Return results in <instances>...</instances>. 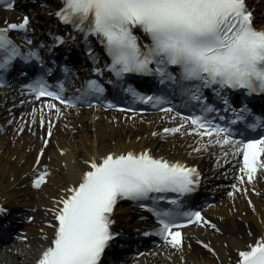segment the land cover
<instances>
[{
	"label": "snow or ice",
	"instance_id": "6c2138e0",
	"mask_svg": "<svg viewBox=\"0 0 264 264\" xmlns=\"http://www.w3.org/2000/svg\"><path fill=\"white\" fill-rule=\"evenodd\" d=\"M63 5L58 13L61 21L73 24L86 35L98 36L112 58L110 70L117 76L132 72L150 75L153 69L149 65L155 64L156 74L175 82L167 66L177 65L183 81L198 82L189 90L193 100H202V87L213 86L217 95L225 88L244 90L250 95L264 94V31L253 26L252 13L245 0H63ZM85 22H88L86 28ZM28 25L29 19L25 17L22 24H12L9 28L26 32ZM136 28L152 41L151 46H146L147 51H142L138 44ZM8 31L0 29V69L21 55ZM30 55L38 59L36 53ZM31 90L37 98L47 96L69 107L75 106L58 92L50 91L42 79L37 80ZM88 91L102 93L103 89L95 81H89ZM129 91L137 95L133 89ZM140 99L154 100L153 97ZM223 103L227 105L228 100L224 99ZM164 110L172 111L171 108ZM205 111L210 113L214 109L206 107ZM191 123L204 129L203 134L215 133L223 144L241 143L228 138L230 129L212 124L203 116L192 118ZM169 131L175 133L179 129H165ZM243 152L244 166L255 172L257 169L251 164L264 154V139L244 143ZM91 168L82 183L69 190L72 195L61 201L63 207L56 216L58 224L53 246L43 254L40 264H99L109 242L116 236L111 230L114 224L111 217L118 199L160 200L163 197L153 194L191 193L198 177L194 168L158 160L148 153L108 155L100 164L93 162ZM43 181L42 175L34 186L39 188ZM153 211L161 225L158 234L174 248L183 246V237L180 231L172 229L186 226L177 223V215L194 217L193 222L203 220L199 212ZM239 256L242 264H264V242L250 246L249 251H242Z\"/></svg>",
	"mask_w": 264,
	"mask_h": 264
},
{
	"label": "bare ground",
	"instance_id": "6f19581e",
	"mask_svg": "<svg viewBox=\"0 0 264 264\" xmlns=\"http://www.w3.org/2000/svg\"><path fill=\"white\" fill-rule=\"evenodd\" d=\"M248 2L257 17L256 27L264 30V0ZM24 19L16 11H0L2 28L20 25ZM22 96L19 91L0 90V125L6 127L0 130V202L28 217L21 233L37 253L33 264H40L53 246L61 201L92 171L93 162L100 164L108 155L148 152L198 166L216 177L226 171L224 164L232 165L237 158L234 145L223 144L214 133L203 134L170 113L138 116L98 108L69 109L49 101L28 103L29 98ZM227 174L232 187L204 213L202 226L179 230L182 247L167 248L172 246L167 242L128 264H179V256L191 264H234L242 261L240 252L264 242V170ZM42 175L44 181L37 188L35 181ZM140 216L130 207H119L114 215L123 228L139 226ZM143 222L148 220L144 217ZM18 249L10 246L1 251L0 264L11 259L19 264L15 261Z\"/></svg>",
	"mask_w": 264,
	"mask_h": 264
},
{
	"label": "rangeland",
	"instance_id": "374dc122",
	"mask_svg": "<svg viewBox=\"0 0 264 264\" xmlns=\"http://www.w3.org/2000/svg\"><path fill=\"white\" fill-rule=\"evenodd\" d=\"M29 187L30 189L32 188V186ZM25 242L26 240H22V243H17V245L21 246V248L19 250V254H17V256L15 257L16 258L15 261L18 262L19 264H33L34 259L37 256V253L35 252L34 248L30 245V242H26L27 245H25ZM177 260H179V264H186V263L191 264L189 262H186L184 257L182 256L177 257ZM13 263L15 262H12V260L9 262V264H13ZM176 264H178V262Z\"/></svg>",
	"mask_w": 264,
	"mask_h": 264
}]
</instances>
